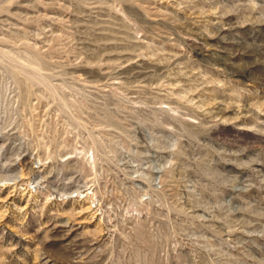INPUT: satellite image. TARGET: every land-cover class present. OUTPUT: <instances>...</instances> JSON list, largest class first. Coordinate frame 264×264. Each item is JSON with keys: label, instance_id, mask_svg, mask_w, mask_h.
<instances>
[{"label": "rangeland", "instance_id": "1", "mask_svg": "<svg viewBox=\"0 0 264 264\" xmlns=\"http://www.w3.org/2000/svg\"><path fill=\"white\" fill-rule=\"evenodd\" d=\"M0 264H264V0H0Z\"/></svg>", "mask_w": 264, "mask_h": 264}]
</instances>
